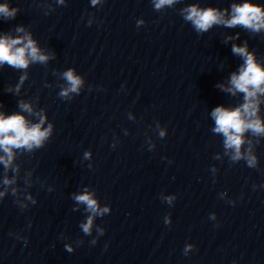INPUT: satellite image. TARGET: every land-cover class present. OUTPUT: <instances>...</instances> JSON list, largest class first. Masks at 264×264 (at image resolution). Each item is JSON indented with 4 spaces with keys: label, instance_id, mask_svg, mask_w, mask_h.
Segmentation results:
<instances>
[{
    "label": "clouds",
    "instance_id": "9594fccd",
    "mask_svg": "<svg viewBox=\"0 0 264 264\" xmlns=\"http://www.w3.org/2000/svg\"><path fill=\"white\" fill-rule=\"evenodd\" d=\"M62 2V0H61ZM177 0H153L156 10L164 6H171ZM93 4L98 3V0H92ZM18 9L10 8L8 3H0V16L5 20L13 19L17 15ZM184 18L191 21L198 32H207L213 25H224L226 27H235L241 25L253 32H259L264 29V9L258 5H254L249 0H245L243 4H233L232 14L230 19H225L224 13L219 12L214 8L205 10L199 9L197 6H190L183 10ZM17 33H24V28L18 27ZM230 39V38H229ZM232 52L244 59V64L240 67L238 73H233L230 77V87L224 88L219 85L222 90L230 92L235 95L237 92L244 94V103L235 108L228 109L223 106L215 107L211 116L215 122L213 131L222 134L224 137V147L226 150H232L231 160L239 161L244 158L249 167L256 166V157L250 154L241 152L244 144V133L251 131L256 136L264 135V122L258 117V94H264V67H261L255 60L253 54L247 50V45L232 46ZM50 59L49 55L41 52L37 47L36 42L32 39L31 34L26 33L15 38L5 35L0 37V65L7 64L16 69H27L29 63L39 62L46 63ZM63 79L67 82V87L63 88L60 96L63 98H70V94H79L83 80L77 76L73 70L65 71ZM26 75L20 77V83L16 85V91H19L20 86L26 79ZM12 89H9L11 91ZM19 107L23 112L33 114L34 110L30 103L20 101ZM35 115L39 118V123L29 124L24 115L14 113L12 115H5L0 113V151L4 155L0 156V163H3L7 169L12 165L14 158L13 149H26L31 151L33 148H40L44 141L50 136L52 125L49 124L47 128H43L46 117L37 112ZM161 136L164 132L161 131ZM90 154L85 153V158ZM14 180L5 178L3 183L10 185ZM16 190L13 189V195ZM4 195L0 192V197ZM74 200L78 204L86 206V211L91 213L88 216L87 222L81 225L82 231L86 235L91 234L93 219L95 216H103L109 212L108 207H99L93 194L85 190L83 194L74 195ZM174 197H167L169 204L172 203ZM214 218V217H213ZM167 222V220H166ZM103 234V230H100ZM68 251H71L70 246H66ZM191 248L187 246L185 252Z\"/></svg>",
    "mask_w": 264,
    "mask_h": 264
}]
</instances>
